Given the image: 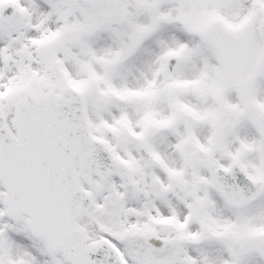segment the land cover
<instances>
[{
    "label": "snow or ice",
    "instance_id": "obj_1",
    "mask_svg": "<svg viewBox=\"0 0 264 264\" xmlns=\"http://www.w3.org/2000/svg\"><path fill=\"white\" fill-rule=\"evenodd\" d=\"M0 264H264V0H0Z\"/></svg>",
    "mask_w": 264,
    "mask_h": 264
}]
</instances>
